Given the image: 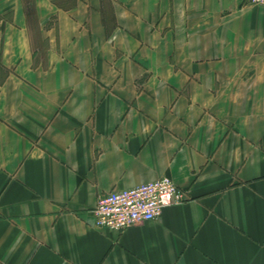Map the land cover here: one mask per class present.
<instances>
[{
	"label": "crops",
	"instance_id": "crops-1",
	"mask_svg": "<svg viewBox=\"0 0 264 264\" xmlns=\"http://www.w3.org/2000/svg\"><path fill=\"white\" fill-rule=\"evenodd\" d=\"M163 176L184 201L96 225ZM0 264H264V6L0 0Z\"/></svg>",
	"mask_w": 264,
	"mask_h": 264
},
{
	"label": "built area",
	"instance_id": "built-area-1",
	"mask_svg": "<svg viewBox=\"0 0 264 264\" xmlns=\"http://www.w3.org/2000/svg\"><path fill=\"white\" fill-rule=\"evenodd\" d=\"M251 2L264 6V0ZM186 197L185 190L168 176L132 188L113 189L98 198L94 209L96 225L124 229L158 217L166 206L182 202Z\"/></svg>",
	"mask_w": 264,
	"mask_h": 264
}]
</instances>
